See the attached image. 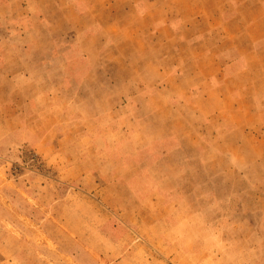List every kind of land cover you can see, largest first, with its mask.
I'll return each mask as SVG.
<instances>
[{
	"label": "rangeland",
	"instance_id": "rangeland-1",
	"mask_svg": "<svg viewBox=\"0 0 264 264\" xmlns=\"http://www.w3.org/2000/svg\"><path fill=\"white\" fill-rule=\"evenodd\" d=\"M0 264H264V0H0Z\"/></svg>",
	"mask_w": 264,
	"mask_h": 264
}]
</instances>
